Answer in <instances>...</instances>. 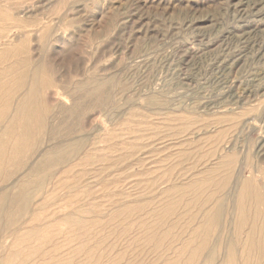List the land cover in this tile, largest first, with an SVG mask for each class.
Here are the masks:
<instances>
[{"label": "rangeland", "instance_id": "374dc122", "mask_svg": "<svg viewBox=\"0 0 264 264\" xmlns=\"http://www.w3.org/2000/svg\"><path fill=\"white\" fill-rule=\"evenodd\" d=\"M0 27L8 33L0 45L21 44L28 56L16 58L23 72L0 73V93L7 88L0 98L26 95L35 80L47 84L37 89L49 120L28 163L38 152L65 148L61 164L43 170L47 177L25 180L26 165L18 175L11 171L9 203L0 209V264H264V233L252 227L264 219V0H0ZM14 79L22 84L9 86ZM223 174L230 180L221 192ZM21 175L24 182L16 180ZM251 179L261 190L241 191ZM19 192L27 203L17 200ZM260 192L263 206L254 216L249 196ZM219 205L227 210L220 207L223 218L209 225Z\"/></svg>", "mask_w": 264, "mask_h": 264}, {"label": "bare ground", "instance_id": "6f19581e", "mask_svg": "<svg viewBox=\"0 0 264 264\" xmlns=\"http://www.w3.org/2000/svg\"><path fill=\"white\" fill-rule=\"evenodd\" d=\"M2 13H3V12H2ZM4 13H5V12H4ZM1 15H2V14H1ZM4 16L6 17V14H4ZM5 17H3V18H5ZM9 21H10V20H9ZM7 23H8V22H7ZM48 23H49V22H48ZM9 24H10V23H9ZM20 24H21V23H20ZM26 24H27V23H26ZM25 27H26V26H25ZM0 28L2 29V27H0ZM17 28H18V27H17ZM54 30H55V29H54ZM58 30H59V29H58ZM2 31H3V29H2ZM4 31H6V30H4ZM4 31H3V32H4ZM3 32H2V33H3ZM2 33H1V34H2ZM1 34H0V40L6 38L8 33H6L5 35H3V34L1 35ZM40 34H41V33H40ZM2 41H3V40H2ZM23 41H24V40H23ZM72 43H73V42H72ZM20 45H21V44H20ZM20 45H9V43H8V44H1V45H0V61H1V63H0V73H5V74H6V73H8V72L10 73V72H12V71H18V70H21V68H22V66H23V63L21 64L20 60L23 59V61H24V59H27L28 56L26 55V52L23 51V53H25V54H23V53H22V50L20 51V48H19ZM22 45H24V44L22 43ZM47 46H48V45H47ZM64 46H65V45H64ZM65 47H66V46H65ZM21 48H22V47H21ZM48 48H49V47H48ZM61 48H62V47H61ZM30 53H31V52H30ZM28 54H29V53H28ZM52 57H53V56H52ZM9 58H13V60H14V58H15V61H16V58H19L20 60H19V61L17 60V61L14 62V63H12L13 61H12L11 63H7V62L5 63L4 61H5V60L7 61V59H9ZM43 59H44V58H43ZM10 61H11V60H10ZM26 61H27V60H26ZM29 61H30V60H29ZM38 63H39V62H38ZM40 63H41V62H40ZM30 64H31V63H30ZM41 64H42V63H41ZM36 66H37V65H36ZM40 66H41V65H40ZM29 67H30V66H29ZM25 68H26V66H25ZM22 69H23V68H22ZM32 69H33V68H32ZM27 70H28V69H27ZM35 70H36V69H35ZM21 71L23 72V70H21ZM22 72H21V73H22ZM24 72H25V71H24ZM21 73H20V74H21ZM25 73H27V72H25ZM20 74H19V75H20ZM32 74H33V73H32ZM32 74H30V75H32ZM39 74H40V72H39ZM95 74H96V73H95ZM16 75H18L17 72H16ZM1 76H2V75H1ZM93 76H94V75H93ZM104 76H105V75H104ZM104 76H103V77H104ZM3 77H4V75H3ZM10 77H11V76H10ZM12 77H13V75H12ZM18 77H19V79H20V76H18ZM18 77H16V78H18ZM32 77H33V76H32ZM39 77H40V76H39ZM96 77H97V76H96ZM5 78H6V77H5ZM8 78H9V77H7V79H8ZM24 78H25V77H24ZM93 78H95V77H93ZM97 78H98V77H97ZM97 78H96V79H97ZM19 79H17V80L14 79L13 82H12V81L9 82V83H8V84H10L9 86L14 87V85H21L22 82H21V80H19ZM100 79H102V78H99V80H100ZM2 80H4V79H2ZM5 80H6V79H5ZM8 80H12V78H11V79H8ZM27 80H28V79H27ZM39 80H40V79H39ZM103 80H104V79H103ZM0 81H1V79H0ZM6 81H7V80H6ZM91 81H92V80H90V82H91ZM95 81H96V80H95ZM105 81H106V79L104 80V82H105ZM108 81H109V79H108ZM164 81H165V80H164ZM7 82H8V81H7ZM29 82H30V81H29ZM93 82H94V80H93ZM1 83H2V82H1ZM1 83H0V85H1ZM3 83H5V82H3ZM3 83H2V85H3ZM26 83H27V81H26ZM45 83H46L45 81L42 82V81H36V80H35V81L29 83V85H31V86H32V85L35 86V85H40V84H41L42 86H45V85H47V84H45ZM6 84H7V83H6ZM44 84H45V85H44ZM48 84H49V83H48ZM91 84H92V83H91ZM101 84H102V83H101ZM2 85H1V87H2ZM26 85L28 86V84H26ZM88 85H90V83H89ZM24 86H25V82H24ZM42 86H40V88H41ZM91 86H92V85H91ZM106 86H107V84H106ZM4 87H5V86H4ZM6 87H7V85H6ZM6 87H5V88H6ZM8 88H9V87H8ZM19 88H20V86H19ZM27 88H28V87H27ZM1 89H2V88H1ZM1 89H0V90H1ZM9 89H10V88H9ZM11 89H12V88H11ZM22 89H23V88H22ZM6 90H7V88H6ZM6 90H4V91L6 92ZM19 90H20V89H19ZM25 90H26V89H25ZM105 90H106V89H105ZM8 91H9V90H8ZM89 91H90V90H89ZM100 91H101V90H100ZM5 92H3V93H5ZM3 93H0V94L3 95ZM28 93H29V92H28ZM151 93H152V92H151ZM151 93H150V94H151ZM11 94H12V93H11ZM17 94H18V93H17ZM25 94H26V93H25ZM37 94H38V93H37ZM44 94H45V93H44ZM44 94H43V95H44ZM153 94H154V93H153ZM153 94H152V96H154ZM156 94H157V93H156ZM8 95H9V94H8ZM15 95H16V94H15ZM22 95H23V94H22ZM9 96H10V95H9ZM20 96H21V95H20ZM20 96H18V97L21 98ZM13 97H15V96L13 95ZM18 97H17V98H18ZM155 97H156V96H155ZM19 98H18V101H19ZM43 98H45V95L43 96ZM150 98H151V97H150ZM1 99H2V98H1ZM4 99H5V98H4ZM16 100H17V99H16ZM21 100H22V98H21ZM30 100H31V99H30ZM36 100H37V99H36ZM44 100H46V99H44ZM44 100H43V101H44ZM153 100H154V99H153ZM6 101H7V100H6ZM22 101H23V100H22ZM32 101H33V100H32ZM37 101H38V100H37ZM144 101H145V100H144ZM146 101H147V100H146ZM0 102H1V101H0ZM12 102H13V101H12ZM120 102H121V101H120ZM148 102H149V100H148ZM148 102H147V103H148ZM158 102H159V101H158ZM36 103H37V102H36ZM7 104H8V103H7ZM9 104H10V103H9ZM9 104H8V105H9ZM13 104H15V102H14ZM29 104H30V103H29ZM29 104H28V105H29ZM38 104H39V101H38ZM45 104H46V103H45ZM63 104H64V103H63ZM155 104H156V103H155ZM0 105H1V104H0ZM3 105H4V103H3ZM3 105H1V106H3ZM22 105L24 106V104H22ZM36 105H37V104H36ZM39 105H40V104H39ZM153 105H154V104H153ZM10 106H11V104H10ZM10 106H9V107H10ZM44 106H45V105H44ZM44 106H43V107H44ZM12 107H13V106H12ZM24 107H25V106H24ZM31 107H32V106H31ZM33 107H34V106H33ZM103 107H104V106H103ZM148 107H149V106H148ZM153 107H154V106H153ZM1 108H2V107H1ZM10 108H11V107H10ZM29 108H30V107H29ZM45 108H46V107H45ZM47 108H48V107H47ZM47 108H46V109H47ZM2 109H3V108H2ZM2 109H1V110H2ZM42 109H43V108H42ZM46 109H45V110H46ZM1 110H0V111H1ZM25 110H26V109H25ZM38 110H39V109H38ZM66 111H67V110H66ZM1 112H2V111H1ZM3 112H4V111H3ZM3 112H2V113H3ZM7 112H8V111H7ZM29 112H31V111H29ZM45 112H46V111H45ZM5 113H6V112H5ZM5 113H4V114H5ZM27 113H28V112H27ZM33 113H34V112H33ZM36 113H37V112H36ZM39 113H40V111H39ZM39 113H37V114H39ZM6 114H7V113H6ZM6 114H5V116H3L4 118L6 117ZM8 114H9V113H8ZM18 114H19V113H18ZM25 114H26V113H25ZM47 114H48V112H47ZM137 114H138V113H137ZM20 115H21V114H20ZM9 116L11 117V115H9ZM15 116H16V115H15ZM28 116H29V114H28ZM34 116H35V115H34ZM40 116H41V114H40ZM44 116H45V115H44ZM52 116H53V115H52ZM3 117H2V118H3ZM42 117H43V116H42ZM65 117H66V116H65ZM122 117H123V116H122ZM4 118H3V119H4ZM17 118H18V117H17ZM29 118H31V117L29 116ZM35 118H36V117H35ZM44 118H45V117H44ZM7 119H8V118H7ZM10 119H12V117H11ZM24 119H27V118H24ZM24 119H23V120H24ZM138 119H139V118H138ZM174 119H175V118H174ZM17 120H18V119H16V122H17ZM21 120H22V119H21ZM37 120H40V121H41V119H39V118H38ZM46 120H47V119H46ZM48 120H49V119H48ZM19 121H20V120H19ZM181 121H183V120L181 119ZM6 122H8V120H7ZM12 122H13V121H12ZM22 122H25V121H22ZM22 122H21V123H22ZM31 122H32V121H31ZM35 122H36V121H34V123H35ZM38 122H39V121H38ZM120 122H122V121H120ZM139 122H140V121H139ZM3 123H4V122H3ZM21 123H20V124H21ZM42 123H43V122H42ZM11 124H12V123H11ZM14 124H15V123H14ZM16 124H17V123H16ZM23 124H24V123H23ZM35 124H36V123H35ZM167 124H168V123H167ZM183 124H184V123H183ZM18 125H19V124H18ZM27 125H28V124H27ZM39 125H40V124H39ZM10 126H11V125H10ZM10 126H9V127H10ZM21 126H22V125H21ZM185 126H186V125H185ZM14 127H15V126H14ZM55 127H56V126H55ZM12 128H13V126H12ZM25 128H26V126H25ZM165 128H166V127H165ZM240 128H241V127H240ZM2 129H3V128H2ZM19 129H21V128H19ZM12 130H13V129H12ZM12 130H11V131H12ZM36 130H37V129H36ZM115 130H116V129H115ZM161 130H162V129H161ZM3 131H5V130H3ZM20 131H21V130H20ZM27 131H28V130H27ZM32 131H33V130H32ZM53 131H54V130H53ZM72 131H74V130H72ZM170 131H171V129H170ZM18 132H19V131H18ZM69 132H70V131H69ZM4 133H5V132H4ZM20 133H21V132H20ZM36 133H37V132H36ZM65 133H67V132H65ZM104 133H105V132H104ZM203 133H204V132H203ZM25 134H26V132H25ZM38 134H39V133H38ZM87 134H88V133H87ZM144 134H145V133H144ZM159 134H160V133H159ZM36 135H37V134H36ZM66 135H67V134H66ZM99 135H100V134H99ZM105 135H106V134H105ZM107 135H109V134H107ZM199 135H200V134H199ZM11 136H14V135H11ZM26 136H27V135H26ZM38 136H39V135H38ZM75 136H76V134H75ZM139 136H140V135H139ZM4 137H6V135H5ZM7 137H8V135H7ZM32 137H33V136H31V138H32ZM61 137H62V136H61ZM78 137H79V136H78ZM78 137H77V138H78ZM80 137H81V136H80ZM116 137H117V136H116ZM183 137H184V136H183ZM10 138H11V137H10ZM29 138H30V137H29ZM34 138H35V137H34ZM36 138H39V137H36ZM77 138H76V139H77ZM104 138H105V137H104ZM17 139H18V138H17ZM23 139H24V138H23ZM32 139H33V138H32ZM39 139H40V138H39ZM76 139H74V140H76ZM96 139H97V138H96ZM8 140H9V139H8ZM8 140H7V141H8ZM14 140H15V139H14ZM24 140H25V139H24ZM77 140H78V139H77ZM79 140H80V139H79ZM79 140H78V141H79ZM98 140H99V139H98ZM110 140H111V139H110ZM110 140H109V141H110ZM188 140H189V139H188ZM7 141H6V142H7ZM9 141H10V140H9ZM20 141H21V140H20ZM25 141H26V140H25ZM104 141H105V140H104ZM1 142H2V141H1ZM6 142H5V143H6ZM35 142H37V140H35L34 143H35ZM71 142H72V141H71ZM81 142H82V141H81ZM14 143H15V142H14ZM27 143H28V142H27ZM34 143L32 142L33 146H34ZM77 143H78V142H77ZM77 143L74 142V144H76V145H77ZM79 143H80V142H79ZM85 143H86V142H85ZM219 143H220V142H219ZM3 144H4V142H3ZM6 144H7V143H6ZM8 144H9V143H8ZM69 144H70V143H69ZM69 144H67V145H69ZM80 144H81V143H80ZM146 144H147V143H146ZM186 144H187V143H186ZM0 145L2 146V144H0ZM9 145L12 146V143L9 144ZM16 145H17V144H16ZM25 145H26V144H25ZM71 145H72V144H71ZM172 145H173V143H172ZM222 145H223V144H222ZM260 145H261V144H260ZM78 146H79V145H77V147H78ZM3 147H4V145L1 147V148H2V151H3ZM6 147H7V145H6ZM18 147H20V146H18ZM77 147H76V149H79V148H77ZM106 147H107V146H106ZM192 147H193V146H192ZM222 147H223V146H222ZM228 147H229V146H227V148H228ZM4 148H5V147H4ZM8 148H9V146H8ZM13 148H14V147H13ZM25 148H26V146H25ZM29 148H31V147H29ZM50 148H51V147H50ZM57 148H59V146H58ZM232 148H233V147H232ZM232 148H231V149H232ZM9 149H10V148H9ZM52 149H54V148H52ZM59 149H60V148H59ZM64 149H65V148H64ZM64 149H63V150H64ZM73 149H74V148H73ZM73 149H72V150H73ZM83 149H84V148H83ZM107 149H108V148H107ZM123 149H124V148H123ZM172 149H173V148H172ZM183 149H184V148H183ZM219 149H220V148H219ZM260 149H261V148H260ZM17 150H19V148H18ZM25 150H26V149H25ZM32 150H33V148H32ZM63 150H59V151H62V152H63ZM74 150H75V149H74ZM207 150H208V149H207ZM209 150H210V149H209ZM227 150H228V149H227ZM8 151H9V150H8ZM10 151H11V150H10ZM14 151H16V150H14ZM26 151H27V150H26ZM45 151H47V149H46ZM49 151H50V149H49ZM109 151H111V150H109ZM115 151H116V150H115ZM224 151H225V150H224ZM4 152H5V149H4ZM19 152H20V151H19ZM29 152H30V151H29ZM50 152H51V151H50ZM75 152H78V151H75ZM80 152H81V151H80ZM90 152H91V151H90ZM136 152H137V151H136ZM195 152H196V151H195ZM200 152H201V151H200ZM217 152H219V151H217ZM15 153H17V155H18V151L15 152ZM15 153H14V154H15ZM23 153H24V152H22V154H23ZM47 153H49V152H47ZM63 153H64V152H63ZM66 153H67V152H66ZM225 153H226V152H225ZM6 154H7V152H6ZM44 154H45V153H44ZM53 154H54V153H53ZM53 154H52V155H53ZM74 154H75V153H74ZM74 154H73V155H74ZM78 154H79V152H78ZM85 154H86V153H85ZM193 154H194V153H193ZM195 154H196V153H195ZM7 155H8V154H7ZM7 155H6V156H7ZM20 155H21V154H20ZM23 155H24V154H23ZM31 155H32V154H31ZM31 155H30V156H31ZM36 155H37V154H36ZM40 155H42V156H44V157H48V155L46 156V155H43V154H41V153H40ZM49 155H50V154H49ZM52 155H51V156H52ZM68 155H69V154H68ZM190 155H191V154H190ZM214 155H216V154H214ZM217 155H219V154H217ZM223 155H224V154H223ZM1 156H2V155H1ZM6 156H5V158H6ZM62 156H63V155H62ZM221 156H222V154H221ZM8 157H9V156H7V158H8ZM19 157H20V156H19ZM22 157H24V156H22ZM58 157H59V156H58ZM71 157H74V156H71ZM171 157H172V156H171ZM188 157H189V156H188ZM190 157L192 158V156H190ZM190 157H189V160H190ZM213 157H214V156H213ZM219 157H220V156H219ZM9 158H10V157H9ZM42 158H43V157H42ZM56 158H57V157H56ZM59 158H60V157H59ZM59 158H58V159H59ZM64 158H65V157H64ZM105 158H106V157H105ZM122 158H123V157H122ZM196 158H197V157H196ZM214 158H215V157H214ZM220 158H221V157H220ZM16 159H17V158H16ZM19 159H20V158H18V160H19ZM38 159H39V158H38ZM38 159H37V160H38ZM49 159H50V158H49ZM52 159H53V158H52ZM101 159H102V158H101ZM185 159H186V158H185ZM215 159H216V158H215ZM217 159H218V158H217ZM13 160H14V158H13ZM13 160H11V161L13 162ZM21 160H23V159H21ZM45 160H46V158H45ZM47 160H48V158H47ZM59 160H60V159H59ZM59 160L57 161V163L59 162ZM65 160H66V159H65ZM65 160H64V161H65ZM70 160H71V159H70ZM85 160H86V159H85ZM203 160H204V159H203ZM213 160H214V159H213ZM260 160H261V159H259V161H260ZM1 161H2V160H1ZM75 161H76V160H75ZM172 161H173V160H172ZM218 161H219V160H218ZM263 161H264V160H263ZM4 162H5V161H3L2 164H3ZM7 162H8V161H7ZM26 162H27V160H26ZM37 162H39V161H37ZM42 162H44V161L42 160ZM50 162H51V161H50ZM50 162H49V163H50ZM60 162H61V161H60ZM60 162H59V163H60ZM94 162H95V161H94ZM117 162H118V161H117ZM177 162H178V161H177ZM184 162H186V161H184ZM213 162H214V161H213ZM213 162H212V163H213ZM220 162H221V161H220ZM0 163H1V162H0ZM5 163H6V162H5ZM20 163H21V162H20ZM20 163H19V164H20ZM32 163L34 164L35 162H32ZM45 163L47 164L46 161H45ZM45 163H44V165H45ZM63 163H64V162H63ZM71 163H72V162H71ZM71 163H69V164H71ZM73 163H74V162H73ZM88 163H89V162H88ZM101 163H102V162H101ZM110 163H111V162H110ZM118 163H119V162H118ZM180 163H181V162H180ZM14 164H16V163H14ZM30 164H31V163H30ZM30 164H29V165H30ZM33 164H32V165H33ZM40 164H41V163H40ZM51 164H52V163H51ZM60 164H61V163H60ZM74 164H75V163H74ZM94 164H95V163H94ZM126 164H127V163H126ZM193 164H194V163H193ZM238 164H239V163H238ZM256 164H257V163H256ZM0 165H1V164H0ZM4 165H5V164H4ZM6 165H7V164H6ZM12 165H13V164H12ZM16 165H17V164H16ZM23 165H24V164H23ZM23 165L21 164L22 167H23ZM27 165H28V164H27ZM44 165H40V166H41V171L39 170L40 172H42V170H43L42 167H43ZM53 165H54V163H53ZM55 165H56V164H55ZM57 165H58V164H57ZM57 165H56V166H57ZM91 165H92V164H91ZM110 165H111V164H110ZM176 165H179V164H176ZM257 165H259V164H257ZM1 166H3V165H1ZM7 166H8V165H7ZM10 166H11V165H10ZM24 166H25V165H24ZM49 166H50V168H51V165H49ZM58 166H59V165H58ZM63 166H64V165H63ZM67 166L69 167L68 164H67ZM98 166H99V165H98ZM104 166H105V165H104ZM104 166H103V167H104ZM173 166H174V165H173ZM13 167H14V166H12V168H13ZM17 167H18V166H17ZM27 167H28V166H27ZM31 167H32V166H31ZM33 167H34V166H33ZM70 167H71V166H70ZM183 167H184V166H183ZM212 167H213V166H212ZM258 167H259V166H258ZM10 168H11V167H10ZM12 168H11V170H12ZM37 168H38V167H37ZM37 168H36V169H37ZM46 168H47V167H46ZM46 168L44 167V169H46ZM59 168H61V167H59ZM65 168H67V167H65ZM110 168H111V167H110ZM143 168H144V167H143ZM168 168H169V166H168ZM171 168H172V167H170V169H171ZM178 168H180V167L178 166ZM178 168H176V169H178ZM187 168H188V167H187ZM207 168H208V167H207ZM209 168H210V167H209ZM20 169H21V167H20ZM27 169H30V167H28ZM31 169H32V168H31ZM47 169H48V168H47ZM160 169H161V168H160ZM181 169H182V168H181ZM181 169H180V170H181ZM222 169H223V168H222ZM2 170H3V169H2ZM15 170H16V169H15ZM25 170H26V169H25ZM37 170H38V169H37ZM37 170L34 171V172H37ZM57 170H58V168H57ZM57 170H56V171H57ZM59 170H60V169H59ZM59 170H58V171H59ZM62 170H64V169L62 168ZM71 170H72V169H71ZM172 170H173V169H172ZM183 170H184V169H183ZM215 170H216V169H215ZM256 170H257V169H256ZM263 170H264V169H262L261 171L264 172ZM4 171H5V170H4ZM4 171H2V172H4ZM12 171L14 172V169H13ZM20 171H21V170H20ZM20 171H19V172H20ZM27 171H28V170H27ZM65 171H66V170H65ZM65 171H64V172H65ZM67 171H68V170H67ZM121 171H122V170H121ZM173 171H174V170H173ZM257 171H258V170H257ZM257 171H256V172H257ZM19 172H18V173H19ZM21 172H22V171H21ZM29 172L31 173V170H29ZM29 172H28V173H29ZM32 172H33V171H32ZM34 172H33V173H34ZM40 172H39V173H40ZM52 172H53V171H52ZM69 172H70V171H69ZM170 172H171V171H170ZM181 172H182V171H181ZM9 173H10V172H9ZM18 173H17V175H18ZM24 173H25V172H24ZM70 173H71V172H70ZM184 173H185V170H184ZM212 173H213V172H212ZM236 173H237V172H236ZM257 173H258V172H257ZM259 173H260V172H259ZM5 174H6V172H5ZM19 174H20V173H19ZM190 174H191V173H190ZM201 174H202V173H201ZM230 174H231V173H230ZM230 174H229V175H230ZM253 174H254V172H253ZM2 175H3V174H2ZM29 175H30V174H29ZM31 175H32V174H31ZM31 175H30V177H32ZM33 175H34V177H35V174H33ZM47 175H48V173H47ZM47 175H46L45 177H47ZM56 175H57V174H56ZM177 175H178V174H177ZM181 175H182V174H181ZM203 175H205V174H203ZM227 175H228V174H227ZM227 175H224V174H223V176L220 177V178L218 179V181H217L218 188H219V190H220L221 192H222V190H224V188L226 187V185L228 186L227 183H228V181H229L230 179H229V176H227ZM234 175H235V173H234ZM238 175H239V174H238ZM238 175H236V176H238ZM251 175H252V173H251ZM254 175H255V174H254ZM262 175H263V173H262ZM6 176H7V174H6ZM19 176H20V175H19ZM25 176H26V173H25ZM49 176H51V175H49ZM60 176H61V175H60ZM150 176H151V175H150ZM165 176H166V175H165ZM173 176H174V175H173ZM189 176H190V175H189ZM189 176H188V177H189ZM194 176H195V175H194ZM231 176H233V175H231ZM1 177H2V176H1ZM38 177H39V176H38ZM45 177H44V178H45ZM62 177H63V176H62ZM183 177H184V174H183ZM5 178H6V177H5ZM22 178H23V177H22ZM24 178H25V177H24ZM32 178H33V177H32ZM40 178H41V177H40ZM175 178H176V177H175ZM178 178H179V177H178ZM178 178H177V179H178ZM190 178H191V177H190ZM190 178H189V179H190ZM208 178H209V177H208ZM260 178H261V177H260ZM15 179H16V178H15ZM15 179H14V181H15ZM19 179H20V178H19ZM19 179L17 178V180H19ZM34 179H36V178H34ZM38 179H39V178H38ZM164 179H165V178H164ZM166 179H167V178H166ZM185 179H187V178H185ZM189 179H188V180H189ZM193 179H194V178H193ZM258 179H259V178H258ZM8 180H9V178H8ZM8 180H6V181L8 182ZM20 180H21V179H20ZM25 180H26V178H25ZM31 180H32V179H31ZM31 180H30V181H31ZM36 180H37V179H36ZM68 180H69V179H68ZM68 180H67V181H68ZM145 180H146V179H145ZM156 180H157V179H156ZM167 180H168V179H167ZM171 180H172V179H171ZM178 180H179V179H178ZM191 180H192V179H191ZM202 180H203V179H202ZM235 180H236V179H235ZM260 180H261V179H260ZM0 181L3 182L2 180H0ZM6 181H4V183H5ZM40 181H41V180H40ZM44 181H46V180H44ZM70 181H71V180H70ZM83 181H84V180H83ZM151 181H152V180H151ZM172 181H173V180H172ZM185 181H186V180H185ZM185 181H184V180H181L182 183H185V185H187ZM189 181H190V180H189ZM189 181H188V183H189ZM241 181H242V180H241ZM263 181H264V175H263ZM7 182H6V183H7ZM11 182H12V181H11ZM21 182H24V181H21ZM32 182H34V181H32ZM37 182H38V181H37ZM154 182H155V180H154ZM156 182H157V181H156ZM159 182H160V181H159ZM166 182H167V181H166ZM174 182H176V181H174ZM174 182H173V183H174ZM206 182H208V179L206 180ZM238 182H239V181H238ZM15 183H16V182H15ZM17 183H18V181H17ZM38 183H39V182H38ZM44 183H45V182H44ZM47 183H48V182H47ZM68 183H69V182H68ZM146 183H147V182H146ZM149 183H150V180H149ZM152 183H153V182H152ZM170 183H171V182H170ZM2 184H3V183H2ZM8 184H9V183H7V184H5V185L7 186ZM20 184H22V183H20ZM27 184H28V182H27ZM31 184H32V183H31ZM176 184H177V183H176ZM179 184H180V181H179V183H178L177 185H179ZM200 184H201V183H200ZM231 184H233V183H231ZM238 184H239V183H238ZM238 184H237V185H238ZM240 184H241V183H240ZM240 184H239V185H240ZM255 184H256V185H255ZM5 185L3 184V185H2V188H3ZM10 185H11V183H10ZM10 185H8V186L11 187ZM28 185H30V184H28ZM35 185H36L35 188H37V186H38L37 183H35ZM74 185H75V184H74ZM136 185H137V184H136ZM171 185L173 186V185H175V184H171ZM171 185H170V186H171ZM180 185H182V184H180ZM180 185H179V186H180ZM196 185H197V183H196ZM6 186H5V187H6ZM12 186H13V185H12ZM18 186H19V184H18ZM24 186H25V185H24ZM44 186H45V185H44ZM147 186H149L148 183H147ZM170 186H168V188H169ZM199 186H200V185H199ZM234 186H235V185H234ZM253 186L255 187V189H258L257 191H259V189L262 188V187H260L259 181H258L257 179H256V180L251 179V181H249V183H248L247 180L242 182V185H241V191H242V190H246V189H248L249 187H250V189H251V188H253ZM0 187H1V186H0ZM14 187H15V184H14ZM33 187H34V186H33ZM63 187H64V186H63ZM141 187H142V186H141ZM150 187H151V186H150ZM183 187H184V186H183ZM185 187H186V186H185ZM191 187H192V186H191ZM211 187H213V186L211 185ZM11 188H12V187H11ZM42 188H43V187H42ZM46 188H47V184H46ZM46 188H45V190H47ZM93 188H94V187H93ZM164 188H166V187H164ZM172 188H173V187H172ZM174 188H175V186H174ZM201 188H202V187H201ZM205 188H206V187H205ZM218 188H217V189H218ZM228 188H229V187H228ZM233 188H234V187H233ZM14 189H15V188H14ZM18 189H19V188H17V190H18ZM26 189H27V188H26ZM30 189H31V188H30ZM40 189H41V188H40ZM54 189H55V188H54ZM147 189H148V188H147ZM169 189H170V188H169ZM175 189H176V188H175ZM175 189H174V190H175ZM192 189H193V187H192ZM214 189H215V188H214ZM2 190H4V189H2ZM20 190H22V189H20ZM20 190H19V191H20ZM155 190H156V189H154V191H155ZM170 190H171V189H170ZM177 190H178V189H176V191H177ZM181 190H182V189H181ZM188 190H191V189H188ZM199 190H200V189H199ZM219 190H217V191H219ZM227 190H228V189H227ZM235 190H237V189H235ZM260 190H261V189H260ZM0 191H1V190H0ZM24 191H25V190H24ZM168 191H169V190H168ZM179 191H180V190H179ZM183 191H185V190H183ZM202 191H203V190H202ZM210 191H212V190H210ZM232 191H233V190H232ZM238 191H239V190H238ZM246 191H247V190H246ZM246 191H243L242 193H244V192H246ZM3 192H4V191H3ZM8 192H9V195H10V193H11L12 191H11V192L8 191ZM8 192H6V193H8ZM13 192H14V191H13ZM33 192H34V191H33ZM39 192H40V191H39ZM39 192H38V193H39ZM41 192H42V191H41ZM143 192H144V191H143ZM177 192H178V191H177ZM185 192L188 193L187 191H185ZM221 192H220V193H221ZM224 192H225V191H224ZM235 192H236V191H235ZM253 192H254V191H253ZM262 192H263V191H262ZM4 193H5V192H4ZM20 193H21V192H20ZM38 193H37V195H38ZM47 193H48V192H47ZM154 193H155V192H154ZM154 193H153V194H154ZM161 193H162V192H161ZM163 193H164V192H163ZM172 193H173V192H172ZM257 193H259V192H257ZM257 193H256V196H255V195L252 196L253 193L251 194V196H249V200L251 201V203H253V206H254V208H255V210H254V216L257 215V214L259 213L258 210L261 208V206H263V201H262V200H263V199H262V198H263V197H262L263 194L260 192L261 194L258 195ZM23 194H24V192H23ZM44 194L46 195L45 192H44ZM182 194H183V193H182ZM202 194H203V193H202ZM2 195H3V194H2ZM9 195H8V196H9ZM15 195H16V194H15ZM29 195H30V194H29ZM33 195H34V194H33ZM42 195H43V194H42ZM138 195H139V194H138ZM206 195H207V193H206ZM222 195H224V193H222ZM230 195H232V194H230ZM237 195H239L238 192H237ZM0 196H1V195H0ZM6 196H7V195H6ZM10 196H11V195H10ZM34 196H35V195H34ZM39 196H40V195H39ZM48 196H49V195H48ZM56 196H57V195H56ZM135 196H136V195H135ZM135 196H134V197H135ZM154 196H155V195H154ZM184 196H185V195H184ZM191 196H192V195H191ZM12 197H14V196H12ZM12 197H10V200H11V201H13V200H12ZM32 197H33V196H32ZM42 197H44V196H42ZM42 197H40V198H42ZM52 197H53V196H52ZM171 197H172V196H171ZM177 197H178V195H177ZM225 197H226V196H225ZM225 197H224V198L222 197V198H223V199H227V198H229V197H227V198H225ZM232 197H235V196L233 195ZM232 197H231V198H232ZM33 198H34V197H33ZM152 198H153V197H152ZM152 198H150V199H152ZM155 198H156V197H155ZM168 198H170V195H169ZM173 198H174V197H173ZM202 198H203V197H202ZM3 199H4V198H3ZM5 199H6V198H5ZM5 199H4V200H5ZM17 199H18V198H17ZM24 199H26V198H24ZM45 199H46V198H45ZM170 199H171V198H170ZM174 199H175V198H174ZM187 199H188V198H187ZM190 199H191V198H190ZM190 199H189V200H190ZM234 199H235V198H234ZM234 199H233V200H234ZM236 199H237V197H236ZM8 200H9V198H8ZM26 200H28V199H26ZM34 200H35V198H34ZM147 200H148V199H147ZM152 200H153V199H152ZM157 200H158V199H157ZM182 200H183V199H182ZM185 200H186V199H185ZM202 200H203V199H202ZM210 200H211V199H210ZM219 200H220V199H219ZM6 201H7V200H6ZM130 201H131V200H130ZM167 201H168V199H167ZM216 201H218V200H216ZM222 201H223V200H222ZM226 201H227V200H226ZM36 202H39V201L37 200ZM156 202H157V201H156ZM175 202H176V201H175ZM179 202H180V201H179ZM185 202H186V201H185ZM187 202H188V201H187ZM190 202H191V201H190ZM190 202H189V203H190ZM207 202H208V201H207ZM207 202H206V203H207ZM223 202H224V201H223ZM223 202H221V203H223ZM2 203H4V202H1V201H0V206L2 205ZM7 203H9V202H7ZM7 203H6V204H7ZM14 203H16V202H14ZM18 203H20L21 205L24 204V203L22 204L21 202H18ZM29 203H30V202H29ZM34 203H35V202H33L32 205H34ZM131 203H132V202H131ZM137 203H139V202H137ZM142 203H144V202H142ZM142 203H139V205L142 204ZM177 203H178V202H177ZM196 203H197V202H196ZM199 203H200V202H199ZM219 203H220V202H219ZM225 203H226V202H225ZM225 203H224V205H226ZM237 203H238V202H237ZM248 203H249V202H248ZM12 204H13V203H10V204H8L9 206H8V205H7V206L11 208L10 205H12ZM145 204H146V203H145ZM169 204H171V203H169ZM187 204H188V203H187ZM201 204H202V203H201ZM215 204H216V202H215ZM215 204H214V207H215ZM14 205H15V204H14ZM18 205H19V204H18ZM143 205H144V204H143ZM173 205H174V204H172V206H173ZM178 205H179V204H178ZM183 205H184V204H183ZM221 205H222V204H221ZM221 205H219L218 207H216L217 209L214 210L213 213L210 212V214H211L212 217L210 216L211 218H210V221H209V225H215V224H217L218 221L220 220V219H219L220 217L223 218L222 215H223V213H224V212H223V209L225 208V206L223 205V206H224V207H223V206H221ZM236 205H237V204H236ZM4 206H5V203H4ZM7 206L5 207V211H6ZM19 206H20V205H19ZM27 206H28V205H27ZM123 206H124V205H123ZM134 206H135V205H134ZM200 206H201V205H200ZM216 206H217V205H216ZM248 206H249V205H248ZM16 207H17V206H16ZM30 207H31V206H30ZM130 207H131V206H130ZM130 207H129V208H130ZM137 207H138V206H137ZM143 207H145V206H143ZM177 207H178V206H177ZM184 207H185V205H184ZM206 207H207V206H206ZM220 207H223V209L220 208ZM2 208H3V205H2V207H1L0 209H2ZM12 208H13V207H12ZM26 208H27V207H26ZM31 208H32V207H31ZM31 208H30V209H31ZM146 208H147V207H146ZM181 208H182V207H181ZM204 208H205V207H204ZM226 208H227V207H226ZM226 208H225V209H226ZM230 208H231V207H230ZM263 208H264V207H263ZM7 209H9V208H7ZM132 209H133V208H132ZM134 209H135V207H134ZM139 209H140V208H139ZM179 209H180V208H179ZM231 209H233V208H231ZM14 210H15V209H14ZM14 210H13V213H14ZM16 210H17V209H16ZM19 210H20V209H19ZM122 210H124V209H122ZM144 210H145V209H144ZM192 210H193V209H192ZM210 210H211V209H210ZM226 210H227V209H226ZM236 210H237V209H236ZM262 210L264 211V209H262ZM3 211H4V210H3ZM20 211H21V210H20ZM25 211H26V210H25ZM25 211H24V212H25ZM125 211H127V210H125ZM139 211H140V210H139ZM139 211H137V212H139ZM178 211H179V210H178ZM194 211H196V210H194ZM194 211H193V212H194ZM237 211H238V210H237ZM239 211H241V210H239ZM251 211H252V210H251ZM8 212H9V210H8ZM32 212H34V211H32ZM32 212H31V213H32ZM35 212H36V211H35ZM134 212H135V211H134ZM169 212H170V211H169ZM180 212H181V211H180ZM246 212H247V211H246ZM5 213H6V212H5ZM10 213H11V211H10ZM15 213H17V212H15ZM15 213H14V214H15ZM18 213H19V212H18ZM18 213H17V214H18ZM20 213H21V212H20ZM203 213H204V212H203ZM206 213H207V212H206ZM249 213H250V212H249ZM25 214H26V212H25ZM175 214H176V213H175ZM179 214H180V213H179ZM210 214H209V215H210ZM22 215H24V214H22ZM32 215H33V214H32ZM113 215H114V214H113ZM125 215H126V214H125ZM183 215H184V214H183ZM183 215H182V216H183ZM201 215H202V214H201ZM206 215H207V214H206ZM4 216H5V215H3V217H4ZM9 216H10V215H9ZM11 216H12V215H11ZM16 216H17V215H16ZM175 216H177V215H175ZM203 216H204V215H203ZM246 216H247V215H246ZM259 216H261V215H259ZM259 216H258V218H259ZM1 217H2V216H1ZM1 217H0V219H1ZM7 217H8V215H7ZM33 217H34V216H33ZM112 217H113V216H112ZM154 217H155V215H154ZM232 217H233V215H232ZM232 217H231V218H232ZM13 218H14V217H13ZM16 218H17V217H16ZM173 218H174V217H173ZM173 218H172V220L174 221ZM179 218H181V217H179ZM207 218H208V216H207ZM244 218H245V217L242 216V217L240 218L239 221H245V220H243ZM250 218H251V217H250ZM254 218H255V217H254ZM256 218H257V216H256ZM4 219H5V218H4ZM18 219H19V218H18ZM18 219H17V220H18ZM233 219H234V217H233ZM2 220H3V219H2ZM35 220H36V219H35ZM205 220H206V219H205ZM4 221H5V220H4ZM33 221H34V220H33ZM179 221H180V220H179ZM181 221H182V219H181ZM181 221H180V223H181ZM221 221H222V219H221ZM250 221H251V220H250ZM259 221H260V220H259ZM16 222H17V221H16ZM176 222H177V221H176ZM192 222H193V221H192ZM237 222H238V221H237ZM260 222H262V223H261L262 225L260 224L261 226H260L259 228H258V224H255V223H254V225L252 226V227H253V230H254V228H257V229H259L262 233H264V219H263L262 221H260ZM1 223H2V222H1ZM7 223H8V222H7ZM11 223H12V222H11ZM11 223H10V224H11ZM243 223H244V222H243ZM13 224H14V223H13ZM13 224H12V225H13ZM168 224H169V223H168ZM218 224H219V223H218ZM220 224H221V223H220ZM228 224H229V223H228ZM236 224H237V223H236ZM3 225H4V227H2V228L4 229V228H5V223H4ZM3 225H1V226H3ZM8 225H9V224H8ZM94 225H95V224H94ZM230 225L232 226V222H230ZM9 226H10V225H9ZM9 226H8V227H9ZM21 226H23V225H21ZM176 226H177V225H176ZM183 226H184V225H183ZM190 226H191V225H190ZM248 226H249V225H248ZM10 227H11V226H10ZM87 227H88V226H87ZM168 227H169V226H168ZM171 227H172V225H171ZM225 227H229V226H225ZM6 228H7V226H6ZM13 228H14V227H13ZM13 228H12V230H14ZM22 228H23V227H22ZM79 228H80V227H79ZM188 228H189V227H188ZM206 228H207V226H206ZM219 228H220V225H219ZM223 228H224V226L222 227V229H223ZM232 228H233V227H232ZM250 228H251V226H250ZM16 229H17V228H16ZM19 229H21V228H19ZM19 229H18L17 231H20ZM23 229H24V228H23ZM26 229L28 230V228H26ZM35 229H36V228H35ZM38 229H39V228H38ZM155 229H156V227H155ZM160 229H161V228H160ZM201 229H202V228H201ZM248 229H249V228H248ZM7 230H8V229H7ZM44 230H45V229H44ZM87 230H89V229H87ZM161 230H162V229H161ZM188 230H189V229H188ZM194 230H195V229H194ZM228 230H229V229H228ZM235 230H236V229H235ZM251 230H252V229H251ZM0 231H1V229H0ZM2 231H3V230H2ZM15 231H16V230H15ZM21 231H22V230H21ZM21 231H20L19 233H21ZM24 231H26V230H24ZM29 231H30V230H28V232H29ZM31 231H32V229H31ZM46 231H47V230H46ZM126 231H127V230H126ZM189 231H190V230H189ZM209 231H210V229H209ZM212 231H213V230H212ZM218 231H219V230H218ZM221 231H222V230H221ZM230 231H231V230H230ZM242 231H243V230H242ZM3 232H4V231H3ZM11 232H12V231H11ZM43 232H44V231H43ZM154 232H155V231H154ZM185 232H187V230H186ZM204 232L206 233V232H208V231H205V230H204ZM214 232H216V231L214 230ZM228 232H229V231H228ZM238 232H239V231H238ZM261 232H260V233H261ZM7 233H8V231H7ZM9 233H10V231H9ZM22 233H23V232H22ZM160 233H161V232H160ZM165 233H166V232H165ZM205 233H204V234H205ZM209 233H210V232H209ZM222 233H223V232H222ZM239 233H240V232H239ZM1 234H2V232H1ZM14 234H16V233H14ZM27 234H28V233H27ZM27 234H26V236H27ZM76 234H77V233H76ZM148 234H149V233H148ZM169 234H170V233H169ZM176 234H177V233H176ZM207 234H208V233H207ZM207 234H206V235H207ZM214 234H215V233H214ZM233 234H234V233H232V235H233ZM244 234H245V233H244ZM86 235H87V234H86ZM120 235H121V234H120ZM189 235H190V233H189ZM191 235H192V234H191ZM193 235H194V234H193ZM225 235H226V234H225ZM229 235H231V234H229ZM3 236H4V235H3ZM19 236H20V235H19ZM29 236H30V234H29ZM155 236H156V235H155ZM207 236L209 237V234H208ZM207 236L204 237V238H206V239H210V238H211V235H210V238H207ZM218 236H221V235H218ZM223 236H224V235H223ZM243 236H245V235H243ZM250 236L252 237L251 234H250ZM15 237H17V236H15ZM49 237H50V236H49ZM145 237H146V236H145ZM168 237H169V236H168ZM171 237H172V236H171ZM171 237H170V238H171ZM180 237H181V236H180ZM183 237H184V236H183ZM194 237H195V236H194ZM248 237H249V236H248ZM20 238H21V237H20ZM44 238H45V237H44ZM51 238H52V237H51ZM86 238H87V237H86ZM88 238H89V237H88ZM156 238L158 239V237H156ZM215 238H216V237H215ZM227 238H228V237H227ZM232 238H233V237H231V239H232ZM234 238H235V237H234ZM243 238H244V237H243ZM259 238H260V237H259ZM15 239H16V238H15ZM21 239H22V238H21ZM21 239H20V240H21ZM30 239H31V238H30ZM33 239H34V238H33ZM47 239H49L48 236H47ZM72 239H73V238H72ZM142 239H143V238H142ZM152 239H153V237H152ZM182 239H184V238H182ZM196 239H197V237H196ZM201 239H202V238H201ZM218 239H219V237H218ZM231 239H230V240H231ZM235 239H236V238H235ZM241 239H242V238H241ZM241 239H240V240H241ZM252 239H253V238H252ZM23 240H24V239H23ZM149 240H151V239H149ZM162 240H163V239H162ZM176 240H177V238H176ZM193 240H194V239H193ZM220 240H221V237H220ZM220 240H218V241L220 242ZM13 241H14V240H13ZM36 241H37V240H36ZM48 241H49V240H48ZM75 241H76V240H75ZM86 241H87V240H86ZM139 241H140V240H139ZM145 241H146V240H145ZM153 241H154V240H153ZM155 241H156V240H155ZM173 241H174V240H173ZM212 241H213V240H212ZM226 241H227V240H226ZM241 241H242V240H241ZM252 241H253V240H252ZM252 241H250V242L252 243ZM254 241H255V240H254ZM261 241H262V240H261ZM14 242H16V240H15ZM24 242H25V244H26V241H24ZM39 242H40V241H39ZM134 242H135V241H134ZM151 242H152V241H151ZM159 242H160V241H159ZM174 242H175V241H174ZM186 242H187V241H186ZM209 242H210V240H209ZM221 242H222V241H221ZM228 242H229V241H228ZM235 242H236V241H234V243H235ZM243 242H244V241H243ZM243 242H242V243H243ZM10 243H11V242H10ZM16 243H17V242H16ZM18 243H19V245L21 244L20 241H19ZM27 243H29V242L27 241ZM30 243H31V242H30ZM79 243H80V242H79ZM79 243H78V244H79ZM138 243H139V242H138ZM154 243H155V242H154ZM154 243H153V244H154ZM187 243H188V242H187ZM194 243H195V242H194ZM197 243H198V242H197ZM230 243H231V242H230ZM238 243H239V241H238ZM242 243H241V244H242ZM5 244H6V243H5ZM5 244H4V245H5ZM11 244H12V243H11ZM14 244H15V243H14ZM14 244H12V245H14ZM33 244H35V243H33ZM46 244H48V243H46ZM145 244H146V243H145ZM212 244H213V243H212ZM215 244H216V243H215ZM217 244H218V243H217ZM225 244H226V243H225ZM16 245H17V244H16ZM22 245H23V244H22ZM189 245H190V244H189ZM195 245H197V244H195ZM218 245H219V244H218ZM226 245H227V244H226ZM231 245H232V244H231ZM251 245H252V244H251ZM251 245H250V246H251ZM9 246H10V245H9ZM17 246H18V245H17ZM32 246H34V245H32ZM35 246L37 247V245H35ZM35 246H34L33 248H35ZM96 246H97V245H96ZM158 246H159V245H157L156 247H158ZM173 246H174V245H173ZM176 246H177V245H176ZM193 246H194V245H193ZM213 246H214V245H213ZM234 246L236 247L237 245H234ZM239 246H240V245H239ZM253 246H254V245H253ZM6 247H7V246H6ZM10 247H13V246H10ZM10 247H9V248H10ZM29 247H30V246H29ZM39 247H40V246H39ZM42 247H43V245H42ZM159 247H161V246H159ZM159 247H158V248H159ZM194 247H195V246H194ZM201 247H202V246H201ZM206 247H207V246H206ZM226 247H227V246H226ZM229 247H230V246H229ZM243 247H244V246H243ZM16 248H17V247H16ZM19 248H20V246H19ZM21 248H22V247H21ZM21 248H20V249H21ZM26 248H28V247H26ZM89 248H92V247H89ZM172 248H173V247H172ZM187 248L189 249V247H186V249H187ZM210 248H211V247H210ZM216 248H218V247L216 246ZM232 248H233V245H232ZM238 248H239V247H238ZM245 248H246V246H245ZM260 248H262V247L260 246ZM260 248L258 247V249H259L260 251L263 252V250L260 249ZM17 249H18V248H17ZM28 249H32V247H30V248H28ZM28 249H27V250H28ZM36 249H37V248H36ZM36 249H35V250L33 249V250L35 251V253H34L35 255L37 254ZM41 249L45 250L44 248H40V250H41ZM72 249H73V248H72ZM94 249H95V248H94ZM198 249H199V248H198ZM202 249H203V248H202ZM207 249H208V248H206V251H207ZM220 249H221V248H220ZM223 249H224V248H223ZM234 249H235V248H234ZM250 249L252 250L253 248H250ZM14 250H16V249H14ZM61 250H62V249H61ZM74 250H75V249H74ZM78 250H79V249H78ZM181 250H182V249H181ZM225 250H226V249H225ZM235 250H236V249H235ZM238 250H239V249H238ZM246 250H247V249H246ZM259 250H258V251H259ZM29 251H30V250H28V251H26V252L29 253ZM37 251L39 252V249H38ZM88 251H89V249H88ZM90 251H91V250H90ZM157 251H158V250H157ZM173 251H174V250H173ZM173 251H172V252H173ZM212 251H213V250H212ZM226 251H227V250H226ZM226 251H225V252H226ZM254 251H255V250H254ZM260 251L258 252V253H259L258 255L261 256V255H262V254H261L262 252H260ZM26 252H24V253H26ZM45 252H46V251H45ZM56 252H57V251H56ZM174 252H175V251H174ZM192 252H193V251H192ZM215 252H217V251L215 250ZM227 252H228V251H227ZM227 252H226V253H227ZM233 252H234V251H233ZM235 252H236V251H235ZM241 252H242V251H241ZM241 252H240V253H241ZM10 253H11V252H10ZM24 253H23V254H24ZM39 253H40V252H39ZM46 253H47V252H46ZM188 253H189V252H188ZM205 253H206V252H205ZM209 253H211V252H210V249H209ZM213 253H214V252H213ZM217 253H219V250H218ZM217 253H216V254H217ZM231 253H232V252H231ZM237 253H239V251H237ZM244 253H245V250H244ZM11 254H12V253H11ZM41 254H44V253H41ZM41 254H40V255H41ZM79 254H80V253H79ZM90 254H91V253H90ZM94 254H95V253H94ZM157 254H158V253H157ZM216 254H214V256H215ZM248 254H249V253H248ZM28 255H29V254H28ZM28 255H27V256H28ZM77 255H78V254H76L75 256H77ZM95 255H96V254H95ZM160 255H161V254H160ZM177 255H178V254H177ZM211 255H213V254H212V253H211L210 255H207V254H206V256H207V257L210 256V258H211ZM217 255H219V254H217ZM217 255H216V256H217ZM234 255H235V254H234ZM236 255H237V254H236ZM263 255H264V254H263ZM25 256H26V254H25ZM27 256H26V257H27ZM30 256H31V252H30ZM43 256H44V255H43ZM47 256H50V255H47ZM98 256H99V255H98ZM101 256H102V254H101ZM162 256H163V255H162ZM181 256H182V255H181ZM183 256H184V254H183ZM186 256H187V255H186ZM198 256H199V254H198ZM202 256H203V254H202ZM202 256H201V258H202ZM204 256H205V255H204ZM224 256H226V254H224ZM224 256H223V258H224ZM251 256H252V255H251ZM260 256H259V257H260ZM5 257H6V256H5ZM13 257H14V256H13ZM32 257H33V256H32ZM44 257H45V256H44ZM72 257H73V256H71L70 258H72ZM78 257H79V256H78ZM90 257H91V255H90ZM207 257H206V258H207ZM254 257H255V256H254ZM1 258H2V257H1ZM1 258H0V259H1ZM38 258H39V257H38ZM52 258H53V257H52ZM168 258H169V257H167V259H168ZM174 258H175V256H174ZM185 258H186V257H185ZM185 258H184V259H185ZM190 258H191V257H190ZM199 258H200V257H199ZM204 258H205V257H204ZM238 258H239V257H238ZM238 258H237V259H238ZM244 258H245V257H244ZM2 259H3V258H2ZM9 259H10V258H9ZM17 259H19V260L22 259V256H21L20 258H17ZM26 259H27V258H26ZM26 259H25V260H26ZM46 259H47V258H46ZM64 259H65V258H64ZM66 259H67V258H66ZM83 259H84V258H83ZM83 259H82V260H83ZM163 259H164V258H163ZM184 259H183V260H184ZM213 259H215V258H213ZM220 259H221V258H220ZM237 259H236V260H237ZM241 259H242V258H241ZM253 259H254V258H253ZM263 259H264V258H263ZM6 260H7V259H6ZM39 260H40V259H39ZM47 260H48V259H47ZM47 260H46V261H47ZM76 260H77V259H76ZM79 260H80V259H79ZM85 260H86V258H85ZM91 260H92V259H91ZM191 260H192V259H191ZM208 260H209V259H208ZM208 260H207V261H208ZM210 260H211V259H210ZM210 260H209V261H210ZM227 260H228V261H231V260L234 261V260L232 259V256H231L230 253L227 254ZM258 260H259V258H258ZM260 260H262V258H261ZM8 261H10V260H8ZM20 261H21V260H20ZM31 261H32V260H31ZM44 261H45V260H44ZM171 261H173V260H171ZM207 261H206V262H207ZM223 261H224V260H223ZM249 261H250V260H248V262H249ZM256 261H257V260H256ZM21 262H22V261H21ZM23 262H24V261H23ZM62 262H63V261H62ZM83 262H84V261H83ZM99 262H100V261H99ZM151 262H152V261H151ZM181 262H183V261H181ZM200 262H201V260H200ZM204 262H205V261H204ZM204 262H202V263L204 264ZM214 262H215V261H214ZM219 262H220V261H219ZM219 262H216V263L219 264ZM225 262L227 263V261H225ZM237 262H238V261H237ZM2 263H3V261H2ZM31 263H32V262H31ZM38 263L40 264V262H38ZM47 263H48V262H47ZM77 263H78V261H77ZM86 263H87V261H86ZM92 263H93V262H92ZM96 263H97V262H96ZM159 263H160V262H159ZM194 263H195V262H194ZM194 263H193V264H194ZM198 263H199V261H198ZM202 263H201V264H202ZM209 263H210V262H209ZM221 263H222V262H221ZM229 263H231V262H229ZM3 264H4V263H3ZM6 264H7V263H6ZM8 264H9V263H8ZM11 264H12V263H11ZM42 264H43V263H42ZM87 264H88V263H87ZM153 264H154V263H153ZM172 264H173V263H172ZM174 264H175V263H174ZM182 264H183V263H182ZM205 264H206V263H205ZM233 264H234V263H233ZM236 264H237V263H236ZM245 264H246V263H245ZM252 264H253V263H252Z\"/></svg>", "mask_w": 264, "mask_h": 264}, {"label": "crops", "instance_id": "0c3cea01", "mask_svg": "<svg viewBox=\"0 0 264 264\" xmlns=\"http://www.w3.org/2000/svg\"><path fill=\"white\" fill-rule=\"evenodd\" d=\"M37 85H35V86H31V89H29L28 91H27V94L26 95H22V100H21V98H19V101H18V99L16 100V99H11L10 97H5V99L3 98V99H1L0 98V104L1 105H3V103H4V105L3 106H1L0 105V110L3 112H1L0 111V144H2V146L4 145V147H3V151H2V146L0 145V164L1 165H3V166H1L0 165V180H2L3 181V183H4V181H6V180H8V178H9V180H8V182L11 180V177L13 178V175H11L10 173H11V171L14 169V172L15 173H18L20 170L22 171L23 169H24V165H26V166H28L27 164H29L28 163V158L30 157V155H31V153L34 151V146H33V144H32V142L34 143V141L35 140H39V138H36V137H38V135L40 136L41 135V128H42V126H45L46 125V122L48 121V115H49V112H50V109L49 108H47V106L45 105V101H43V99H42V97L40 98V94H39V89H37ZM29 92V93H28ZM38 93V94H37ZM31 99V100H30ZM39 101V104H38V101ZM7 100V101H6ZM33 100V101H32ZM13 101V102H12ZM15 102V104H13ZM37 102V103H36ZM10 103L11 104V106H17L18 108H19V112L18 111H16L15 113H9V111H8V108H9V106H10V104L8 105V104ZM30 103V104H29ZM22 104H24V106L22 105ZM29 104V105H28ZM37 104V105H36ZM45 105V106H44ZM10 106V107H11ZM32 106V107H31ZM34 106V107H33ZM44 106V107H43ZM2 107V108H1ZM30 107V108H29ZM47 109H46V108ZM43 108V109H42ZM26 109V110H25ZM39 109V110H38ZM46 109V110H45ZM8 111V112H7ZM29 111H31V112H29ZM39 111H40V113H39ZM46 111V112H45ZM7 114H6V113ZM28 112V113H27ZM34 112V113H33ZM39 113V114H37V113ZM47 112H48V114H47ZM6 114V117L4 118L3 116H5V114ZM9 113V114H8ZM19 113V114H18ZM26 113V114H25ZM21 114V115H20ZM28 114H29V116L31 117V118H29V116H28ZM40 114H41V116H40ZM9 115H11V117H12V119H10L11 117L9 116ZM16 115V116H15ZM35 115V116H34ZM45 115V116H44ZM43 116V117H42ZM4 119H3V118ZM18 117V118H17ZM36 117V118H35ZM45 117V118H44ZM8 118V119H7ZM24 118H27V119H24ZM41 119V121L40 120H37V119ZM16 119H18L17 120V122H16ZM22 119V120H21ZM24 119V120H23ZM47 119V120H46ZM8 120V122H6ZM20 120V121H19ZM13 121V122H12ZM22 121H25V122H22ZM32 121V122H31ZM34 121H36L35 123H34ZM39 121V122H38ZM4 122V123H3ZM22 122V123H21ZM43 122V123H42ZM12 123V124H11ZM15 123V124H14ZM17 123V124H16ZM21 123V124H20ZM24 123V124H23ZM19 124V125H18ZM28 124V125H27ZM40 124V125H39ZM11 125V126H10ZM22 125V126H21ZM10 126V127H9ZM12 126H13V128H12ZM15 126V127H14ZM25 126H26V128H25ZM3 128V129H2ZM19 128H21V129H19ZM13 129V130H12ZM37 129V130H36ZM3 130H5V131H3ZM12 130V131H11ZM21 130V131H20ZM28 130V131H27ZM33 130V131H32ZM19 131V132H18ZM5 132V133H4ZM21 132V133H20ZM25 132H26V134H25ZM37 132V133H36ZM39 133V134H38ZM37 134V135H36ZM6 135V137H4ZM7 135H8V137H7ZM11 135H14V136H11ZM27 135V136H26ZM31 136H33L32 138H31ZM11 137V138H10ZM30 137V138H29ZM35 137V138H34ZM18 138V139H17ZM26 140H24V139ZM10 141H9V140ZM15 139V140H14ZM8 140V141H7ZM21 140V141H20ZM2 141V142H1ZM7 141V142H6ZM3 142H4V144H3ZM7 144H6V143ZM15 142V143H14ZM28 142V143H27ZM11 144L12 143V146H10L9 144ZM36 143V142H35ZM35 143H34V145H35ZM17 144V145H16ZM26 144V145H25ZM6 145H7V147H6ZM8 146H9V148H8ZM18 146H20V147H18ZM25 146H26V148H25ZM14 147V148H13ZM29 147H31V148H29ZM19 148V150H17ZM32 148H33V150H32ZM4 149H5V152H4ZM27 151H26V150ZM9 150V151H8ZM11 150V151H10ZM14 150H16V151H14ZM60 150V149H59ZM18 151V155H17V153H15V152H17ZM20 151V152H19ZM30 151V152H29ZM6 152H7V154H6ZM22 152H24L23 154H22ZM15 153V154H14ZM40 153L41 154H43V155H48V157H44V156H42V155H40ZM45 153V154H44ZM54 153V154H53ZM53 153H51L50 155L47 153V152H38V161L39 162H37V160H36V162L32 165H30V169H28V171H26L27 172V176H26V179L28 180V181H30L31 179V181H34L35 179L34 178H36V177H38L40 174H43L44 173V176H46L47 175V173H45V171H43L44 170V167L46 168V167H48L49 165H51L52 167L56 164V162L58 161V156L59 157H62V155H63V152L62 151H59V153H57V152H53ZM21 154V155H20ZM53 154V155H52ZM2 155V156H1ZM9 156L8 158H7V156ZM52 155V156H51ZM5 156H6V158H5ZM20 156V157H19ZM22 156H24V157H22ZM43 157V158H42ZM57 157V158H56ZM13 158H14V160H13ZM17 158V159H16ZM18 158H20L19 160H18ZM45 158H46V160H45ZM47 158H48V160H47ZM50 158V159H49ZM53 158V159H52ZM21 159H23V160H21ZM2 160V161H1ZM11 160H13V162L11 161ZM26 160H27V162H26ZM42 160L44 161V162H42ZM3 161H5L3 164H2V162ZM8 161V162H7ZM45 161L47 162V164L45 163ZM51 161V162H50ZM21 162V163H20ZM50 162V163H49ZM14 163H16V164H14ZM20 163V164H19ZM41 163V164H40ZM44 163H45V165H44ZM52 163V164H51ZM53 163H54V165H53ZM5 164V165H4ZM8 166H7V165ZM13 164V165H12ZM21 164L23 165V167L21 166ZM10 165L11 166H14L13 167V169L11 170V169H9V167H10ZM40 165H44L42 168H43V170H42V172H40L41 171V166ZM18 166V167H17ZM32 166V167H31ZM34 166V167H33ZM20 167H21V169H20ZM29 167V166H28ZM38 167V168H37ZM32 168V169H31ZM38 170H37V169ZM3 169V170H2ZM16 169V170H15ZM5 170V171H4ZM29 170H31V173L29 172ZM37 170V172H34V171H36ZM40 170V171H39ZM2 171H4V172H2ZM34 173H33V172ZM5 172H6V174H7V176H6V174H5ZM10 172V173H9ZM29 172V173H28ZM40 172V173H39ZM3 174V175H2ZM33 177H30V175ZM33 174H35V177H34V175ZM46 174V175H45ZM2 176V177H1ZM22 177H18V179L20 178L21 180H23L24 179V176L23 175H21ZM6 177V178H5ZM17 178V177H16ZM38 178H40V177H38ZM15 179V178H14ZM19 179V181L21 182V180ZM17 180V179H16ZM15 180V181H16ZM15 181H13V182H15ZM1 182V181H0ZM7 182V181H6ZM5 182V184H7ZM9 185V184H8ZM4 186L2 189H4V190H2V189H0L1 191H0V201L1 202H4V203H7L8 201H6L8 198V193H6L7 192V187H9V186ZM6 190V191H5ZM5 193H4V192ZM3 194V195H2ZM7 195V196H6ZM23 196V192H19V193H17V195L15 196L16 198H19V197H22ZM14 197V198H15ZM5 200H4V199ZM20 200H22L23 201V203H27L28 201H26V202H24V199L23 198H19ZM18 200V199H17ZM16 201V200H15ZM4 203H2V205L4 204ZM5 212H7V211H5ZM9 213V212H8ZM10 218H11V216H9Z\"/></svg>", "mask_w": 264, "mask_h": 264}]
</instances>
